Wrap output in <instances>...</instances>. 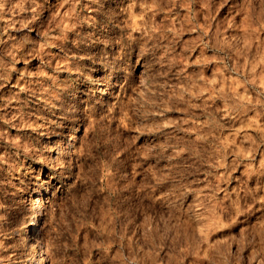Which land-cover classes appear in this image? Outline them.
Wrapping results in <instances>:
<instances>
[{
  "label": "clouds",
  "instance_id": "obj_1",
  "mask_svg": "<svg viewBox=\"0 0 264 264\" xmlns=\"http://www.w3.org/2000/svg\"><path fill=\"white\" fill-rule=\"evenodd\" d=\"M104 3L0 0V264H264V0Z\"/></svg>",
  "mask_w": 264,
  "mask_h": 264
},
{
  "label": "rangeland",
  "instance_id": "obj_2",
  "mask_svg": "<svg viewBox=\"0 0 264 264\" xmlns=\"http://www.w3.org/2000/svg\"><path fill=\"white\" fill-rule=\"evenodd\" d=\"M115 7H116V5L114 3V0H105V3L103 4V8L104 9H113ZM226 7L227 6H224L223 8L220 9V14H219L220 16H223L225 14ZM103 15H104V13L102 12L101 13V16H103ZM97 19L100 20V17L98 16ZM195 35H196V32L195 31H193L192 33H187L186 32L184 34V37L183 38H184V40H189L190 38L194 37ZM222 87H226V85H222ZM222 231H227V229H222Z\"/></svg>",
  "mask_w": 264,
  "mask_h": 264
}]
</instances>
